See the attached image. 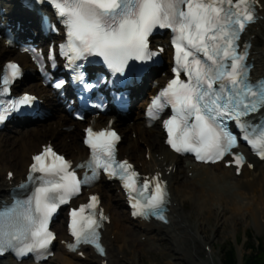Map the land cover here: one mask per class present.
<instances>
[{
	"label": "snow or ice",
	"instance_id": "6c2138e0",
	"mask_svg": "<svg viewBox=\"0 0 264 264\" xmlns=\"http://www.w3.org/2000/svg\"><path fill=\"white\" fill-rule=\"evenodd\" d=\"M61 18L67 34L62 54L70 63L86 56H98L114 73L125 74L129 61H150L156 55L149 49V36L155 29H169L174 35V78L152 101L148 115L171 107L172 116L164 121L166 143L177 153H192L198 161L216 163L231 156L237 168L243 157L233 153L237 137L227 130L225 119L235 120L253 151L264 159V124L251 125L246 117L264 109V81L251 82L246 46L238 43L246 25L255 16L250 0H48ZM50 59L53 58L50 53ZM80 67V65H77ZM181 73L186 80L181 79ZM19 66L8 63L0 75V97L9 94L10 85L20 76ZM62 83H57L60 88ZM92 85H85L90 89ZM34 97L24 95L0 104V124L9 115L31 107ZM84 143L90 159L77 168L87 169L78 178L71 162L46 146L35 155L27 183L20 185L24 198L13 197V204L0 210V255L6 250L18 258L35 254L46 258L55 239L48 225L61 205L78 196L81 186L91 185L100 170L116 178L128 193L134 216H155L166 221V190L159 176L151 180L132 169L128 161H118L114 131L86 129ZM251 165H249L250 167ZM88 172L91 175H88ZM96 196L70 212L69 225L75 243L91 244L103 255L100 244L101 221Z\"/></svg>",
	"mask_w": 264,
	"mask_h": 264
},
{
	"label": "bare ground",
	"instance_id": "6f19581e",
	"mask_svg": "<svg viewBox=\"0 0 264 264\" xmlns=\"http://www.w3.org/2000/svg\"><path fill=\"white\" fill-rule=\"evenodd\" d=\"M258 1L262 6L258 23L250 27L246 35V40H250L253 46L251 58L254 60L255 69L252 75L255 77L260 75V68L264 64V0ZM10 59L18 60L22 64L26 62L24 56L15 54L0 41V65L4 60ZM155 81L163 82V79ZM27 89L42 96L47 94L46 90L38 86L37 82L27 86ZM135 110L137 109L135 108ZM129 118L130 123L115 122L113 124L122 135L121 146L118 147L119 158H127L136 166L139 163L142 173L148 172L152 168H158L161 172L168 171L167 168H170L169 175L165 177L171 197L169 224L163 226L157 222L138 223L129 220L127 215L117 208H123V203L120 195L115 193V188L102 183L95 185L93 192L99 195L101 206L109 214V225L105 227L102 238L106 247V264H124V257L123 261L118 258V255L123 251L131 255L129 264H135V259L140 257V253H133L130 246L143 247L146 244L147 247H150L158 240H168L171 243L172 254L186 264H213V246H211L208 236L205 235V230L213 232L215 228L225 227L227 223L221 218L225 210L229 208L235 211L242 210L241 205L231 202L233 198L245 197L248 195L247 190L255 192L254 188H260L259 192L262 195L260 198L258 197L256 203L253 201L254 203L249 205L248 211L251 213L250 217L253 221L258 220L261 213L264 214V164L254 162L252 171L243 168L242 178L240 177L241 179L237 181H235L233 172L224 169L221 165H192L191 168H188L189 163L185 164L162 146V135L157 127L145 129L140 114L136 111L133 115L130 114ZM107 119L108 117L101 121L100 126ZM78 128H80L78 124L70 122L54 107L49 119L37 126L31 125L13 130L7 135L0 133V199L5 196V172L13 171L14 182H16L25 172L29 155L36 152L39 146L47 141L71 160L83 158L84 150L80 146L81 133L78 137ZM129 132L136 134L134 140L129 139ZM3 145L4 149L2 150ZM144 154L148 155V162L142 159ZM163 163L164 165H162ZM186 173H190V177H185ZM223 191H226L228 195H224ZM189 203L193 207L191 210L188 207ZM122 222L129 226H124ZM215 222H217L216 225H214ZM55 228L58 241L60 239L58 223ZM135 234L138 239L143 237V241L135 240ZM154 234L160 239L154 238ZM199 249L204 251L201 258H199ZM56 251L55 254L53 253L52 261H56L57 264H100L102 261L89 253L82 261L73 255H66L59 246L56 247ZM165 264L170 263L166 262Z\"/></svg>",
	"mask_w": 264,
	"mask_h": 264
},
{
	"label": "rangeland",
	"instance_id": "374dc122",
	"mask_svg": "<svg viewBox=\"0 0 264 264\" xmlns=\"http://www.w3.org/2000/svg\"><path fill=\"white\" fill-rule=\"evenodd\" d=\"M131 112H133V110ZM133 136H135V133L129 134V139L134 140L135 137ZM78 137H80V130L78 132ZM65 142L67 143L68 141L66 140ZM1 149L2 150L4 149V145L1 147ZM254 189L255 192H249V190L246 191L248 193V195H246L247 197L245 196L246 198L241 197L243 198L241 199L240 197L237 196L232 199L231 202H236L239 205H241L242 210L235 211V210H230V208L225 210L222 213V217H221L222 220H225V222L227 223L225 227H220L217 229L215 228L213 232H209L208 230H205V235L208 236L209 242L211 243V246H213V264H222L221 262L223 260L222 253L226 252L228 249H232V251L234 252V256H235L234 264H244L245 259L249 256L247 250L253 249L254 247L257 250L258 253L257 257L259 261L264 263V255H261V252H264V214L261 213V215H259L258 217V220L256 219V221H253V219L250 217L251 213L248 211L250 209L249 205L253 204L254 202L256 203L260 198V196L262 195V193L259 192L260 188H254ZM224 195H228V194H224ZM252 198H255L256 200ZM188 207H190V210L193 209L190 203L188 204ZM117 208L119 211H121L122 207H117ZM246 210L249 212L248 214ZM216 223L217 222H215L214 225H216ZM122 224L124 226H129L124 222H122ZM154 238H156L157 240L160 239L155 234H154ZM134 239L139 240L137 238V234H135ZM130 248L132 249L133 253L135 254L140 253V257L135 259V264H158V263L165 264L166 262L167 263L169 262L170 264H186L185 262L180 261L178 258H176V256L172 254L171 243L168 240L166 241L158 240L157 242H155L154 245L150 247H147V245L144 244L143 247L130 246ZM198 251L200 253L199 258H201L202 255H204V251L202 249H199ZM123 257L125 259L123 263L129 264L130 263L129 259L131 255L123 251L121 252L120 255H118V258L119 260L123 261ZM50 264H57V262L52 261Z\"/></svg>",
	"mask_w": 264,
	"mask_h": 264
},
{
	"label": "trees",
	"instance_id": "16d2710c",
	"mask_svg": "<svg viewBox=\"0 0 264 264\" xmlns=\"http://www.w3.org/2000/svg\"><path fill=\"white\" fill-rule=\"evenodd\" d=\"M249 237V236H248ZM247 252L249 256L245 259L244 264H264L259 261L258 253L256 248L248 249ZM261 255H264V252H261ZM223 260L221 261L222 264H234L235 263V256L232 249H228L226 252L222 253Z\"/></svg>",
	"mask_w": 264,
	"mask_h": 264
}]
</instances>
